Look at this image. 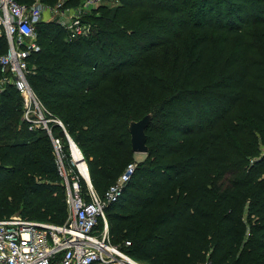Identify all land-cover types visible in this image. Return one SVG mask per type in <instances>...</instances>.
I'll return each instance as SVG.
<instances>
[{
  "label": "trees",
  "instance_id": "16d2710c",
  "mask_svg": "<svg viewBox=\"0 0 264 264\" xmlns=\"http://www.w3.org/2000/svg\"><path fill=\"white\" fill-rule=\"evenodd\" d=\"M98 11L89 36L69 39L56 21L37 28L28 81L64 127L30 128L16 87L0 93V219L65 222L54 139L76 171L67 133L104 195L133 163L130 121L151 113L146 159L105 206L112 242L149 264H264V0H118Z\"/></svg>",
  "mask_w": 264,
  "mask_h": 264
},
{
  "label": "built area",
  "instance_id": "2783aa9c",
  "mask_svg": "<svg viewBox=\"0 0 264 264\" xmlns=\"http://www.w3.org/2000/svg\"><path fill=\"white\" fill-rule=\"evenodd\" d=\"M71 1L56 0L49 5L44 0H0V36L4 35L8 43L7 51L0 56L3 72L0 92L4 91L3 87L14 85L24 99V119L30 123V128L42 127L50 134V122L62 127L64 124L58 118L46 116L49 112L28 81V75L35 70L34 65L29 64L30 58L41 49L38 25L43 21H56L67 30L69 39L89 36L93 25L84 19V13L118 0H82L79 6H73ZM67 136L69 139L68 133ZM54 143L59 172L67 187V219L62 224L22 216L0 219V264H141L112 242L105 213L107 203L121 195L136 164H128L117 182L100 195L89 179L82 153L79 159L87 165L86 175L75 164V158L72 162L76 171L66 168L59 140L54 139ZM82 179L88 186L86 192Z\"/></svg>",
  "mask_w": 264,
  "mask_h": 264
},
{
  "label": "rangeland",
  "instance_id": "374dc122",
  "mask_svg": "<svg viewBox=\"0 0 264 264\" xmlns=\"http://www.w3.org/2000/svg\"><path fill=\"white\" fill-rule=\"evenodd\" d=\"M48 1H50V4L49 5H52V4H54L55 2H56V0H48ZM118 3V1H115L114 3H110V5H115V4H117ZM71 4L73 5V6H79V5H81L82 3H81V1H79V0H72L71 1ZM105 4V3H104ZM106 4H108V3H106ZM99 8V7H98ZM98 8H96V9H94V10H90V11H88V12H85L84 13V19L85 20H87V21H89V22H91L89 19H88V17L90 16V15H88V14H90L91 12H93V11H97V12H99L98 11ZM98 14H101V12H99ZM93 21L92 22H94L96 25H95V27L97 26V24H99V22L98 21H96V20H94V19H92ZM95 27L93 28L94 29V31H93V33L96 31L95 30ZM2 55V53L0 54V56ZM150 66V68L152 67V65L150 64L149 65ZM171 64H166L165 66H164V68H165V70H171ZM34 69H35V65H34ZM150 70V69H149ZM34 71V70H33ZM177 72H179V70H177ZM156 73V72H155ZM149 74L151 75V76H153V73L151 72V71H149ZM118 75V74H117ZM2 77V76H1ZM0 77V78H1ZM119 78L117 79V81H120V85H122L123 83L121 82V81H123L122 80V77H120V75L118 76ZM7 87L8 86H6V87H3L4 88V90L5 89H7ZM140 89H141V91L142 92H144L145 94H147L150 98L152 97V94H151V84H149L148 82H146V83H143L142 85H141V87H140ZM3 92V91H2ZM1 93V92H0ZM143 113L144 112H142V114L141 115H143ZM71 138H72V136H70ZM72 140L74 141V139L72 138ZM69 143H70V150H71V155L72 154H74V155H72V159H74L75 158V153H74V151H72L73 150V148H72V144H71V142L69 141ZM74 143L76 144V142L74 141ZM77 146H78V144H76ZM78 148L80 149V152L82 153V151H81V148L78 146ZM82 155H83V153H82ZM146 156H147V154L146 153H135V155H134V157H133V159L131 160V162H133L134 164H136V165H138V164H140V162H142V161H144L145 159H146ZM76 160V159H75ZM74 160V161H75ZM81 161V160H80ZM87 162V161H86ZM79 162L76 160L75 161V164L76 165H78L79 166V164H78ZM87 165H88V162H87ZM86 165V166H87ZM77 166V167H78ZM80 169V168H79ZM88 169H89V165H88ZM63 181H64V184H65V179H64V177H63ZM11 215H13V216H20L17 212L16 213H14V214H11ZM107 217V216H106ZM141 264H149L147 261H144V260H140V259H137Z\"/></svg>",
  "mask_w": 264,
  "mask_h": 264
},
{
  "label": "water",
  "instance_id": "95a60500",
  "mask_svg": "<svg viewBox=\"0 0 264 264\" xmlns=\"http://www.w3.org/2000/svg\"><path fill=\"white\" fill-rule=\"evenodd\" d=\"M152 121V114L148 113L144 115L139 120H132L129 123V131L131 134V146L134 153H148V134L147 128L149 127ZM69 140L72 144V147L78 146L74 143L72 138L69 136ZM79 149V148H78ZM80 151V149H79ZM89 179L91 181L90 173L88 172Z\"/></svg>",
  "mask_w": 264,
  "mask_h": 264
},
{
  "label": "bare ground",
  "instance_id": "6f19581e",
  "mask_svg": "<svg viewBox=\"0 0 264 264\" xmlns=\"http://www.w3.org/2000/svg\"><path fill=\"white\" fill-rule=\"evenodd\" d=\"M73 151L75 153V159L79 162L78 164H79V168H80L81 172L86 175L87 166H86V163L84 161H80V159H79L81 157L79 149L75 146L73 148Z\"/></svg>",
  "mask_w": 264,
  "mask_h": 264
}]
</instances>
